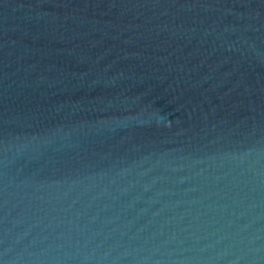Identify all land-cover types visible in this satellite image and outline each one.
Wrapping results in <instances>:
<instances>
[{"label":"water","instance_id":"95a60500","mask_svg":"<svg viewBox=\"0 0 264 264\" xmlns=\"http://www.w3.org/2000/svg\"><path fill=\"white\" fill-rule=\"evenodd\" d=\"M0 264H264V0L1 14Z\"/></svg>","mask_w":264,"mask_h":264}]
</instances>
